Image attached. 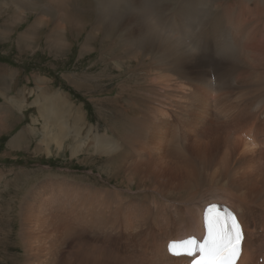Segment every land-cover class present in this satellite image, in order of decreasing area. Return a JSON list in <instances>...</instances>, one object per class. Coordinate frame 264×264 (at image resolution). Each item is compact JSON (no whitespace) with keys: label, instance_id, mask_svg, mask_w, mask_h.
I'll return each instance as SVG.
<instances>
[{"label":"rangeland","instance_id":"1","mask_svg":"<svg viewBox=\"0 0 264 264\" xmlns=\"http://www.w3.org/2000/svg\"><path fill=\"white\" fill-rule=\"evenodd\" d=\"M19 1L20 0H0V67L5 68L6 73L8 70H10L9 72H13L4 75H16L19 82L12 81V77H1L3 81L8 82V85L9 83H13V91L10 95L14 96L15 92L19 93L17 98H15L17 99L16 101L26 106H24L25 108L21 111L11 107L16 101L13 102V99H9L3 94L6 92V90L2 89L5 85H2L3 82L0 79V104H6V106L0 105V112H2L0 113V264H82L80 255L81 252H83L84 255V251L87 248L91 251L90 259L97 264H103L101 260L104 259H107L105 264H110L111 261H109V258L115 260H113L112 263L127 264V256H124L128 254V250H126L127 241L121 245V249L118 248V244L127 239H135L136 243L142 247L143 251H147V253L151 254L150 257L144 256L148 264L153 262L154 257L158 253L157 248L143 243L138 237L139 231L122 239H118V237L115 238L116 236L110 238L112 235L116 234L115 231L120 227V225L117 224L114 227V234L108 235L109 231L107 230L104 232L107 234L105 237L104 234L84 233L82 228H78L75 230V232L78 233L76 234L77 237L75 236L72 240L66 238L67 229H70L68 227V222H70L68 219H72L71 214L69 215L70 203L71 200L75 198L76 206H79L81 202L80 195L82 194V197L88 200L89 194L93 192L94 194L96 192H101L100 198L103 199L102 201L104 202L106 193L116 197L115 200L117 197L121 198L117 206L116 204L112 205L114 211L118 208L117 210H122L123 214L124 212H130V220L134 218H136L137 221L140 219L142 220L153 205H158L156 210L158 209L159 213H162L165 207L173 209L175 204L165 201L163 198L164 195L160 192L159 188L161 187L162 189L165 187L164 184L166 181L168 184L170 182L175 183V179L181 177L182 171L180 170V165L176 164V167H167L165 163L166 160L163 162L165 165H162L163 160L161 159L168 158L169 155L163 157L158 155L157 157H153L146 151V148H144L141 151L143 153V158L140 160V163L148 161H157L158 163H156V165L148 162L145 165V171H139L140 177L144 179V184L141 188H138V186H136L137 184L135 186L133 185V187L128 186L129 184L124 181L123 175L119 173V166L116 161H112L106 156H101L97 152V154L92 153L90 142L86 143V148H84V146L81 152H78V157H73L72 150L75 143L73 138L69 137L67 138L68 141H65L61 151H58L56 146L53 145L51 146L52 153L48 155L44 150H39L40 148L38 147L43 141L45 120L42 118L43 116L40 109L35 102L38 101L37 99L40 96L41 89L46 95L52 96L58 93L60 97H64V99L69 102L72 109L74 108L73 110H76L75 112H80L82 116L81 122L86 131H94L95 129L94 132L97 134L107 133L110 136L113 135L120 138L119 135L125 134V132L121 134L124 130L123 124L129 122L131 117L138 116L141 112L143 113L141 120L147 117L148 110L143 104L144 99L142 97L147 98L153 96L157 93H161L165 89L164 86H161L164 85V81L158 79V75L161 73H154V71L150 69V65L153 61L151 56L147 57L145 60L140 58L141 63L139 59L133 58L132 53H130L129 43L127 46L128 51L123 47V50H120V54H108L111 50L110 47L115 46L113 49L117 51L121 46H124V37L121 38L115 33L114 36H110L108 35L110 33H108L105 36L106 39H103V31H105L103 27H98V31L95 32V37L90 35L93 29L92 24L97 13L92 10V7L89 5L91 4L89 0H73L68 2V4L72 6L71 15L67 14L63 5L57 4L54 0H23L26 1L25 3ZM131 1L133 0L128 1V9L130 10L135 9V5H133ZM122 2V7L119 6V8L121 7V16L127 14L129 11L128 9H124L125 5L128 3L123 0ZM229 2L232 5L243 3L242 0H231ZM263 2L264 0H259L261 5H263ZM235 6L238 7L240 5ZM27 7L29 8L27 9ZM211 9L209 14H215L213 8ZM78 10H84L82 13L83 15L78 13ZM200 11L201 9H197L195 15L200 13ZM226 12V16H230V14L231 16L234 15L233 11L228 10ZM21 13L27 15V18L22 21H20L19 18ZM75 13H78L81 17L75 19ZM239 14L240 12H238V16H233V22L228 23L229 25L234 24L238 29L242 28L237 35L243 33L240 35L242 38L243 36L251 37V30H257V33L258 31L264 30V23L260 28H255V24L251 23L248 18H245V24L240 27V22L234 20L236 17L239 20L241 17V14ZM59 15H64V17ZM65 16L69 17L66 18ZM109 16L106 22L112 21L115 17L114 15ZM170 16H173L172 13ZM63 18L66 20V22L63 20L64 23L62 22ZM69 21H71L70 25H68ZM200 22L195 30H192L193 32L201 30ZM71 26L73 30L69 28ZM206 30H211V26H208ZM257 33L253 36L254 38H252V40H246L249 47L254 51L252 53L253 55L256 54V51L259 52V57H256L257 60H259L261 58L260 54H264V47L262 46L264 43L261 42L262 39H260L261 37ZM240 36L238 38H240ZM87 42L89 44H87ZM85 45L88 46L86 49ZM216 46L220 48L217 49L218 52L216 49L212 48V54L217 57V62H222L224 64L225 61H221L219 58H221L220 52H222L225 46L222 42ZM124 49L125 52L123 53ZM119 57L123 58L126 63L121 61L120 64H118V60H114V58ZM261 60H264V58ZM209 63H211V61ZM231 65H234L232 61L226 62V67L224 68H228ZM243 67L244 66L240 67L237 74L242 73ZM202 70L203 67L201 68V71ZM210 70L211 68L209 67V72L211 74ZM257 71H259L260 74L264 73V70L257 69ZM183 74L185 77H183ZM167 76H169V78L171 77L170 79H174L175 77L174 81L169 84V88H172V90L176 92V96L162 105L163 96L159 95L160 101L158 105L161 109H167L170 112L167 122H170L171 124H169L170 126L172 125L173 128L168 127L169 129L173 131L181 129L180 131H182L181 133L183 134L184 129L187 131L185 132L186 141L184 143L186 148L192 150L191 148L194 147L196 141L205 139V136L210 132L209 130H205V126H202L193 137L194 132L200 125L198 119L199 114L197 113L198 103L193 102L190 94L191 90L194 88L198 90L199 87L195 82V78L191 81L188 79L185 70L181 71L179 74L177 73L175 76L172 73H168ZM263 77L261 78V85L246 89L243 93L239 92L237 94H240L239 98H252L256 97L255 94L257 95L259 93L260 95L257 96H264ZM40 79L45 80L41 89L39 85V82H41ZM232 79L229 80V78H225V81L231 82ZM26 82L30 83L28 87H32L27 93V87L25 86ZM193 85L194 87H192ZM148 86H153L154 91L151 92ZM164 91L162 93H164ZM257 91L258 93H255ZM236 93L237 92L234 94ZM185 97L187 98L183 100ZM213 98L214 97L211 99L213 100ZM249 103L241 104V107L245 110L243 118L248 125H246L248 127H246L247 132H249L252 126H257V123L254 122L257 118L256 115L259 116V113L264 109V105H262L263 109L261 107L259 109L257 103H252L253 108ZM161 105L164 108L161 107ZM247 108H251V111L253 110L254 112H250ZM121 109L128 112L124 115L125 117H128L129 114V117L124 119L122 124L119 123L120 120L118 119L119 110ZM135 113L138 115H135ZM179 114L182 117H180ZM249 114L250 116L247 117ZM74 117L75 115L70 116L72 123ZM222 120L225 121H223V128L226 130V132L222 134V138L225 137L227 139L229 138V126L227 125L225 117ZM212 121L213 120H211V122ZM175 125H177L176 127L178 129ZM202 131H207L208 133L205 132L206 135L200 137V135L204 134ZM231 135L233 136L235 134ZM136 136L139 140L145 141L149 135L139 130ZM236 137L247 142L249 133L243 132L240 135H236ZM190 145L192 147H189ZM130 146L135 150L140 148L136 144H130ZM223 149L226 150L225 147H223ZM259 151L260 152L256 154L258 155L257 160L260 167L264 168V148ZM160 167H163L164 171L162 174L157 173L158 175H156L155 171ZM129 189H131L130 193L127 191ZM111 192L113 193L111 194ZM147 192L150 194L149 198H145ZM96 195L99 194L96 193ZM129 196L133 197L134 200L130 199ZM100 198L98 202L101 201ZM156 200L160 202V204H158ZM106 201H109V199ZM107 208L105 217L109 216V211H113ZM126 210L129 211L126 212ZM132 214H134V216ZM122 216L124 221L125 217L124 215ZM71 222L72 224L75 223V221ZM93 237L100 239L97 240ZM252 237L255 242V250L251 252L249 262L251 264H263L264 221L258 229V234L256 235L255 231ZM104 254L108 257L102 258ZM134 256H136L137 259L142 257L138 252H134ZM137 259L134 260L137 262ZM83 264L91 263L86 261Z\"/></svg>","mask_w":264,"mask_h":264},{"label":"bare ground","instance_id":"2","mask_svg":"<svg viewBox=\"0 0 264 264\" xmlns=\"http://www.w3.org/2000/svg\"><path fill=\"white\" fill-rule=\"evenodd\" d=\"M26 1L20 0L19 2L25 3ZM70 1L73 0H54L57 4L63 5L67 14L71 15L72 6L68 4ZM89 1L91 2L89 5L92 7V10L98 14H94L96 18H94L92 24L93 29L90 35L95 37V32L98 31V27H103V30H105H102L103 39H106L105 36L108 33H110L108 34L110 36H114L115 33L121 38L124 37V46H121L117 51L113 49L115 46L110 47L111 50L109 52L106 51L109 55L120 54V50H123V47L128 51L127 46L129 43L130 53H132L133 58L139 59L140 63V58L145 60L147 57L151 56L153 61L150 65V69H152L154 73H161L158 75V79L164 81V85L161 86L165 87V91L163 90L164 93H162L163 91L157 93L158 96L155 94L156 96L153 95L147 98L142 97L144 99L143 104L148 110L147 117L141 120L143 113L141 112L139 115L135 113V115L138 116L131 117L129 122L123 124L124 130L121 134L124 132L125 134L119 135L120 138H117L107 133L97 134L94 132L95 129L94 131H86L81 122L82 116L80 112H75L76 110L74 111V108L72 109L69 102H67L64 97H60L58 93L52 96L46 95L41 89L45 80L40 79L42 82H39L41 89L40 96L35 103H37L45 122L43 128V141L38 146L40 148L39 150L42 149L50 155L52 153L51 146L55 145L57 150L61 151L65 141H68L67 138L71 137L75 143L72 156L76 157L86 143L90 142L92 153L97 152L99 155L106 156L110 160L117 162L119 173L123 175L124 181L129 184L128 186L132 187L137 184L136 186L141 188L144 184V179L140 177L139 171H145V165L148 162L150 164L158 163L157 161L140 163V160L143 158V153L141 151L144 148H146V151L153 157H157L158 155L161 157L169 155L168 158L161 159L163 160L162 165H165L163 164L164 160H166L165 163L167 167H176V164H179L182 175L179 179H175V183L170 182L168 184L166 181L164 184L165 187L162 186V189L161 187L159 188L160 192L164 195L163 198L165 201L175 204L173 209L165 207L163 212L159 213L158 209L156 210L158 205H153L148 210L147 215H145L142 220L140 219L138 221L136 218L130 220V212H124L123 214L122 210H117L118 208L114 211L112 205L116 204L117 206V203H120V197H117L115 200L116 197L105 193L109 201H106L107 199L105 198L104 200L106 202H103V199L100 198L101 192H96L99 194L96 195V193L94 194L92 191L93 193L89 194L88 200H85L82 194L80 195L77 192L81 196H79L81 202L79 206H76V199L73 198L71 200L69 215L71 214L72 219H68L70 221L68 222V227L70 229H67L66 238H70L71 240L74 239L76 234H78L75 230L78 228H82L84 233L104 234L105 237L107 234L104 232L107 230L109 231L108 235L114 234V227L117 224L120 225V227H118L117 230L115 229L116 234L112 235L110 238L116 236L115 238L118 237V239H122L139 231L138 237L143 243L157 248L158 253L154 257V261L149 264H189V258L171 255L168 252V245L171 241L185 240L189 237L203 240L206 233L203 222L205 209L212 204H217L233 210L238 215L244 232L242 254L238 264H251L249 262L250 255L251 252L255 250V242L252 236H254L255 231L256 235L258 234V229L264 221V168L260 167L257 160L258 155H256L260 152L259 150L264 148V107L262 106L264 105V96H257L260 95L259 93L257 95L255 94L256 97H252L250 94L252 98L246 95L248 98L244 97V99H242L243 97L239 98L240 94H237L239 92L243 93L246 89L261 85V78L264 73L260 74L257 69L264 70V60H261L264 58V54H260L261 58L257 60L256 57L259 55V52L256 51V54L253 55L252 53L254 51L247 43V40H252V38H254L253 36L257 33V30H251V37L243 36L242 38L240 35L243 33L237 35L242 28L238 29L234 24L229 25L228 23L233 22V16H238L237 14L240 12L241 15H239L241 17L239 20L237 17L234 19L240 22V27L245 24V18H248L251 23L255 24V28H260L264 23V2L263 5H261L259 0H242L243 3L235 4L237 6L240 5L236 7L230 4L229 1L231 0H133L131 3L135 5V9L130 10L128 9L129 0H123L128 3L125 5L124 9H128L129 11L127 14L121 16L120 10L122 7L121 4L123 3L122 0ZM119 6L121 7L119 8ZM28 8L29 7H27V9ZM211 8H213L215 14H209V11L211 12L212 10ZM197 9H201V11L195 15ZM228 10L233 11L234 15L231 16L230 14V16H226L225 12ZM83 11L78 10V13L82 14ZM78 13L74 14L75 19L81 17ZM171 13L173 16H170ZM109 15H114L115 17L112 21L106 22L107 18L110 17ZM62 16L64 17V15ZM19 18L20 21H22L27 18V15L21 13ZM63 20L66 22L64 18L62 22ZM70 22L71 21H69L68 25H70ZM199 22L201 24V30L193 32L192 30H195ZM72 26L69 28L71 29ZM208 26H211V30L209 31L206 30ZM257 34L261 37V42L264 43V30L258 31ZM239 36L240 38H238ZM220 42H222L225 48L220 52L221 58H218L221 61H225L224 64L222 62H217V57L212 54V48L216 49L218 52L217 49L220 47L216 45ZM87 44L89 43L87 42ZM262 46L264 47V44ZM87 47L88 46L85 45V49ZM249 48L250 51L247 54ZM123 58H114V60L117 59L118 64H120L121 61L125 62L124 59L126 58ZM210 61L211 63H209ZM230 61H232L234 65L224 68L226 67V62ZM208 66L211 68V74ZM241 66H244L242 73L237 74ZM202 67L203 70L201 71ZM183 70L187 72L190 81L195 78V82L200 89L199 91V89L196 90V88H194L191 90L190 94L193 102L198 103L196 104L198 105L197 113L199 114L198 119L200 125L198 128L196 127L197 129L193 137L202 126L206 127L205 130L212 131L205 136V139L196 141L194 147L191 148L192 150L186 148L184 143L186 141L185 132L187 131L182 129L184 131L183 134L181 133L182 131H180L181 129L177 131L175 129V131L169 129L168 127L173 128L172 125L170 126L171 123L167 122L170 112L167 109V111L161 109L158 105L160 101L159 95L163 96L162 105L176 96V92H174L172 88H169V84L174 81L175 77L174 79H170L171 77L169 78L167 74L172 73L175 76ZM183 77H185L184 74ZM225 78H229V80L233 78L234 80L232 79L231 82H226ZM192 87H194V85ZM148 88L151 92L154 91L153 86H148ZM234 91L237 93L234 94ZM255 93H258V91ZM211 96L214 97L213 100ZM186 98L187 97L183 98V100ZM245 103L251 104V107L254 103H257L259 109L263 107L259 116L256 115L257 118L255 116L256 120L254 122L257 123V126H252L249 132L246 131L248 125L243 118L245 110L241 107V104ZM162 105L161 107H163ZM24 106L25 105L16 101L11 107L21 111L26 107ZM248 110L250 112L253 111H251V108ZM127 113L126 110H119L118 119L120 120V124L123 123L124 119L129 117V114L128 117L124 116ZM74 115L75 117L72 123L70 116ZM179 116L182 117L180 114ZM249 116L250 114L247 117ZM224 117L229 126V138L227 139L225 137L222 138V134L226 132L223 128L225 121L222 119ZM211 120L213 121L211 122ZM176 126L177 125H175V127ZM139 130L148 133L149 136L145 141L139 140L136 136ZM207 131H202L204 134L200 135V137L206 135L205 132ZM243 132L249 133L247 142L236 137V135H240ZM231 134L235 135L232 136ZM130 144H136L140 148L135 150ZM189 147L192 146L190 145ZM223 147H225L226 150H224ZM84 148H86V146ZM163 171L164 168L160 167L155 171V174H162ZM127 191L130 193L131 189ZM112 193L113 192H111V194ZM149 195L150 194L147 192L145 198H149ZM99 198L102 203L98 202ZM130 199L134 200L133 197H130ZM157 203L160 204V202ZM107 207L113 211H109V216L105 217ZM128 211L129 210H126V212ZM134 214L132 215L134 216ZM122 215L125 217V222L123 221ZM71 221H75V223L72 224ZM96 239L98 240L100 238ZM125 241H127L126 250H128V254L124 256H127V264H148L144 256L150 257L151 254L147 253V251H143L142 247L136 243L135 239H127L120 242L118 248L121 249V245H123ZM84 252V255L83 252H81L80 255L82 264L86 261L91 264H97L90 259L91 251L89 248ZM134 252L140 253L143 258L139 257L137 259V257L134 256ZM106 257L108 256L104 254L102 258ZM134 259L138 261L136 262ZM113 260L114 259L109 258V261H111L110 264H115L112 263ZM106 261L107 259L101 260L103 264H105ZM262 262L264 264V260Z\"/></svg>","mask_w":264,"mask_h":264},{"label":"snow or ice","instance_id":"3","mask_svg":"<svg viewBox=\"0 0 264 264\" xmlns=\"http://www.w3.org/2000/svg\"><path fill=\"white\" fill-rule=\"evenodd\" d=\"M205 213V238L171 241L169 253L189 258V264H238L244 241L238 215L216 204L206 207Z\"/></svg>","mask_w":264,"mask_h":264},{"label":"crops","instance_id":"4","mask_svg":"<svg viewBox=\"0 0 264 264\" xmlns=\"http://www.w3.org/2000/svg\"><path fill=\"white\" fill-rule=\"evenodd\" d=\"M2 67H0V79H1V81L3 82V84L2 85H5L4 87H2V89L3 90H6V92L5 93H3L6 97H8L9 99L11 98V99H13L14 101H16L17 99H15V98H17V96L19 95V93H17V92H15L14 93V96H11L10 94L12 93V91H13V83H9V85H8V82H5V81H3V79H2V77L1 76H5L6 74H8V73H13V72H9L10 70H8V72L6 73V69L5 68H2ZM5 74V75H4ZM5 77H12L11 78V80L12 81H14V82H19L18 81V79H17V76L16 75H11V76H5ZM25 86L27 87V90H26V93H27V91L28 90H30V89H32V87H28V86H30V83H28V82H26V84H25ZM3 101V100H2ZM0 105H2V104H0ZM2 106H6V104H4V105H2ZM0 113H2V112H0Z\"/></svg>","mask_w":264,"mask_h":264}]
</instances>
